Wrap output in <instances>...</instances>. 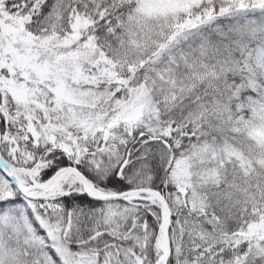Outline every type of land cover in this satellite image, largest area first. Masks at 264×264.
<instances>
[{"label":"snow or ice","instance_id":"obj_1","mask_svg":"<svg viewBox=\"0 0 264 264\" xmlns=\"http://www.w3.org/2000/svg\"><path fill=\"white\" fill-rule=\"evenodd\" d=\"M0 264H264V0H0Z\"/></svg>","mask_w":264,"mask_h":264}]
</instances>
